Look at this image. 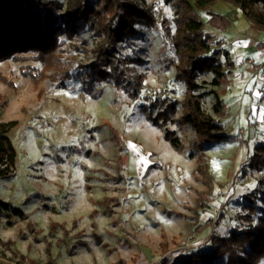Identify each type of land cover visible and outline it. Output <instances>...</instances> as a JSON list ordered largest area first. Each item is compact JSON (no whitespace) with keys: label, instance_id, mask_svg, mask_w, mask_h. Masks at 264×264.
Returning <instances> with one entry per match:
<instances>
[{"label":"rangeland","instance_id":"obj_1","mask_svg":"<svg viewBox=\"0 0 264 264\" xmlns=\"http://www.w3.org/2000/svg\"><path fill=\"white\" fill-rule=\"evenodd\" d=\"M37 1L51 3V14L66 9V0ZM145 2L157 25L137 24L114 46L86 24L58 29L48 52L29 46L0 57V121L15 122L8 136L16 152L0 175V264H174L208 235H228L257 186L249 159L254 144L264 143V124L253 102L223 117L225 130L239 137L210 143L200 159L189 155L191 127L166 124L184 143L177 152L148 119L146 110L153 117L163 108L159 100H181L184 86L171 61L177 0ZM84 3L103 23L113 16L104 0ZM237 8L216 0L198 13L203 30L214 37L219 29L244 30L248 20L234 16ZM213 15L223 17L222 27ZM223 43L238 59L254 60V48ZM101 44L111 59L100 60L110 72L100 79L89 71ZM41 69L42 78L32 74ZM243 84L227 81L217 91L235 99ZM211 99L204 98L208 111ZM180 112L177 105L170 115Z\"/></svg>","mask_w":264,"mask_h":264},{"label":"trees","instance_id":"obj_2","mask_svg":"<svg viewBox=\"0 0 264 264\" xmlns=\"http://www.w3.org/2000/svg\"><path fill=\"white\" fill-rule=\"evenodd\" d=\"M215 1L177 0L178 17L174 20L175 33L171 35L176 60L171 61L174 64L175 78L184 86L183 97L170 103L159 100L163 108L156 112V116H151L150 109L145 111L148 119L162 130L163 138L177 152L185 150L184 143L177 131L169 129L166 124L178 121L191 127L194 140L190 144L189 155H196L197 159L204 156L210 143L240 135L239 131L234 135L225 130L224 99L220 91H217V87L228 81L232 66L229 51L221 38L203 30L204 22L198 14L201 10H207ZM223 1L238 7L252 28L264 32V0ZM45 4L37 0H0L1 58L29 46L38 47V51L44 48L48 52V46L53 44L56 31L60 28L72 32L86 24L95 25L97 30L104 33L111 46H114L115 41L133 34L135 25L156 26L158 23L151 5L146 4L145 0H104L103 10L113 12L107 23H103L100 12L88 7L84 0H66V9L61 14H51V3ZM42 5L46 7L44 11L40 10ZM213 17L218 27L224 25L222 16ZM97 52L99 56L90 66L89 74L101 79L110 75V72L107 66L103 67L107 63L100 60L111 58L107 56L109 52L105 44H101ZM38 59L48 64L52 62L50 58ZM43 73L41 69L32 74H39L42 78ZM205 75H210V79L207 80ZM206 96L212 98L210 111L204 107ZM177 105L181 108L180 115L172 118L170 114L175 113ZM3 106L4 103H0V114ZM262 121L264 124V112ZM14 124L15 122L0 121V175L14 166L16 152L8 136L10 126ZM253 150L249 161L258 173L255 176L257 186L244 196L228 235H208L197 251H191L174 264H261L260 259L264 256V143L256 142ZM2 205L7 209L6 203Z\"/></svg>","mask_w":264,"mask_h":264},{"label":"crops","instance_id":"obj_3","mask_svg":"<svg viewBox=\"0 0 264 264\" xmlns=\"http://www.w3.org/2000/svg\"><path fill=\"white\" fill-rule=\"evenodd\" d=\"M234 14L235 17L244 16L240 9L237 8V11ZM246 28L242 31H220L218 34H214L217 38H221L223 41L225 39L228 42H231L232 45H238L240 47L249 46L251 49L254 48V62L257 63L264 58V32L258 29L252 28L247 22ZM225 38V39H224ZM225 46V44H224ZM247 47L248 49H250ZM256 47V48H255ZM226 48L229 51L230 59L232 62V66L230 68V73L228 74V82L234 84L244 83L243 91L235 95V99H225L224 101V112L226 114H230V112H234L235 110L241 109L243 106L246 107L249 102H253V107L256 108V112L258 116L263 115L264 112V96H261L258 90V79L255 74L254 67H251L247 64V59L249 56H245L238 59L237 54L238 51L230 49L228 45ZM241 64L243 68H241L238 72L235 71L234 67ZM240 68V67H239ZM254 81V82H253ZM253 82V84H251ZM231 86V85H230ZM240 91V90H239ZM249 115L251 120H255V115L252 114L251 109H249Z\"/></svg>","mask_w":264,"mask_h":264},{"label":"built area","instance_id":"obj_4","mask_svg":"<svg viewBox=\"0 0 264 264\" xmlns=\"http://www.w3.org/2000/svg\"><path fill=\"white\" fill-rule=\"evenodd\" d=\"M247 64L254 67L259 82V93L261 96H264V58L257 63H255L253 59H247Z\"/></svg>","mask_w":264,"mask_h":264},{"label":"bare ground","instance_id":"obj_5","mask_svg":"<svg viewBox=\"0 0 264 264\" xmlns=\"http://www.w3.org/2000/svg\"><path fill=\"white\" fill-rule=\"evenodd\" d=\"M53 87H55V86H53ZM53 87H52V88H53Z\"/></svg>","mask_w":264,"mask_h":264}]
</instances>
